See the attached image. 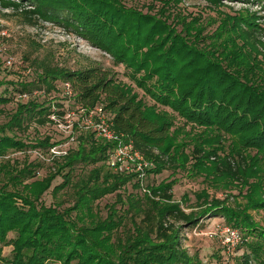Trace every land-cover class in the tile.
<instances>
[{
	"label": "trees",
	"instance_id": "1",
	"mask_svg": "<svg viewBox=\"0 0 264 264\" xmlns=\"http://www.w3.org/2000/svg\"><path fill=\"white\" fill-rule=\"evenodd\" d=\"M204 1L216 8L229 0ZM0 7L14 10L29 26L40 21L73 31L122 65L153 102L147 106L130 86L99 65L72 70L57 64L52 52L31 62L30 81L21 82L18 97L36 92L42 101L17 102L8 122L0 126V264H203L183 248L181 235L184 229L199 227V219L209 214L220 215L227 226L252 237L244 264L250 259L264 264V230L248 214L264 211V44L257 38L254 16L224 15L216 30L203 36L198 20L188 23L183 18L175 24L127 10L119 0H0ZM208 39L206 49L199 46ZM3 69L0 65V75ZM59 84L69 85V107L76 112L105 101L113 129L152 162L149 174L186 171L190 163L187 173L201 174L216 189L240 186L239 195L245 189L244 206L233 210L225 198L212 201L197 215L185 213L174 202L171 182L146 186L150 195L142 193L134 174L111 169L108 158L114 145L77 123L75 147L52 159L46 176L38 179L44 166L38 157L30 161L25 156L21 163L5 160L10 151L47 155L61 144L50 134L34 138L30 146L5 135L8 129L24 133L51 126V115L63 121L67 110L60 101L67 96L59 97ZM10 101L0 97V104ZM159 107L176 113L184 125L206 131L192 139L191 155L183 153L185 142L178 143L183 128L171 133L173 123ZM226 142L229 155L220 157ZM248 150L253 157L243 154ZM76 166L89 170L71 185ZM57 177L62 183L52 189L54 195L68 186L73 189L75 201L66 208L64 202L46 206L41 201ZM129 186L132 192H127ZM108 195H115V202L105 206L106 218L98 219L93 205ZM196 198L207 204L206 191ZM9 234L14 238L8 239ZM9 246L7 258L2 253Z\"/></svg>",
	"mask_w": 264,
	"mask_h": 264
},
{
	"label": "rangeland",
	"instance_id": "2",
	"mask_svg": "<svg viewBox=\"0 0 264 264\" xmlns=\"http://www.w3.org/2000/svg\"><path fill=\"white\" fill-rule=\"evenodd\" d=\"M168 0H119L122 7L127 10L140 11L142 13H148L155 15L160 19H168L172 23H177L178 20L185 18L186 22L198 20L197 25L202 27L203 36L211 35L219 25V21L228 15L230 17H255V24L258 26L257 38L264 44V3H243L236 1H222L221 6L216 8L211 7L204 0H180L177 5L175 3L166 4ZM169 3V2H168ZM180 30V27H177ZM195 32H192L194 35ZM225 38V36H224ZM208 39L204 43L200 41L201 47L209 43ZM216 43V42H215ZM206 49V48H204ZM47 52L54 54V60L60 66L76 70L78 68H87L92 65H99L105 69L113 72L117 81L123 85L130 86L133 89L139 99H141L147 106L153 105L151 99L146 96L140 89L136 88L133 82L129 79V73L124 69L122 65H115L112 58L104 51L91 45L87 40L79 37L76 33L68 30L62 26L53 25L48 22H40L36 26H29L23 18L15 13L12 9H2L0 7V65L4 70L0 75V97L11 98V101L6 104H0V126L7 123L9 118L15 112L17 102H26L29 98H38V93L32 92V97L29 95L26 98L18 97L20 91L21 82L30 81L31 62L35 58H42ZM219 53H216L218 55ZM10 62V65L7 64ZM4 66V67H3ZM60 91V98L65 95V89L62 85L57 86ZM53 95V94H52ZM42 101V98H38ZM61 104L67 113L64 117V122H59L55 118V115H51L50 118L54 121L51 126L40 128L38 130L30 128L27 132H21L19 130H6L5 135L15 140L22 142L26 146L29 142H33L34 138L38 136H44L50 134L54 141L61 142L60 150L67 151L70 148H74L75 145L71 142L69 136L70 128L66 126L67 116L75 117L76 109H70V100L61 99ZM105 104V101L101 102ZM56 110V109H52ZM161 112L168 114L169 119L172 121L173 126L170 130L177 131L183 128V134L178 136V143L185 142L186 146L183 153L191 155L193 150L192 139L198 135H204L206 132L203 128H198L192 125H184L183 120L176 114L171 112L168 108L159 107ZM72 122V121H71ZM188 134V137L187 135ZM72 137H76L73 133ZM206 138V136H202ZM230 142L225 143L224 151H219L218 156L225 157L229 155L228 146ZM28 148V147H27ZM205 148V147H204ZM206 149V148H205ZM244 155L254 156V152L251 150L245 151ZM25 156L28 160L32 161L37 156L34 151L25 149L24 151L15 153L9 152L5 160H18L21 163ZM214 158L211 157L210 161ZM239 161L238 158H236ZM51 160L44 161V166H41L38 170V179L46 176L50 171L53 164ZM235 163V161H234ZM51 164V166H50ZM264 166V162L262 161ZM187 170L190 167V163L186 166ZM89 169H82L79 166L75 167L71 185L78 182L81 178L86 176ZM186 171L177 170L172 172L171 170H165L158 175L147 174V179L144 182V186H159L161 184L173 183L172 196L174 202L178 203L180 208L189 213L193 211L195 214H200L206 206L213 204L212 201H222L227 198L226 206L233 210H237V207H243L245 204L242 195L245 194V189L241 195H239L238 188L240 186H234L232 189L226 188H214L213 184H208L200 176L201 174L187 173ZM62 183V179L57 177L52 183V186L48 192H46L41 201L46 206L51 204H57L64 202L62 208H66L75 201L73 195V189L68 186L67 188L60 190L56 195L52 192L55 186ZM202 191H206L208 200L204 205L202 201L197 202L196 196ZM127 192H132L130 186ZM140 195L141 192L137 190ZM115 202V195H108L99 200L93 205L94 211L98 212V219H105L107 210L105 206L113 204ZM119 208V207H117ZM214 214V213H213ZM252 222L257 228L264 230V211H248ZM225 221L220 215L209 214L199 219V227L192 230L184 229L181 235V244L185 248L189 255L197 254L203 264H244L245 256L250 254L248 246L254 242L252 237H248L246 233L240 231L245 238V243L239 245L233 252H228L222 245L219 237L211 236L210 234L217 227L225 226ZM128 228V226L126 227ZM237 230V229H235ZM238 231V230H237ZM121 232V231H119ZM14 238L13 234L8 235V239ZM12 248H3L2 255L9 258ZM249 264H255L252 259L249 260Z\"/></svg>",
	"mask_w": 264,
	"mask_h": 264
},
{
	"label": "built area",
	"instance_id": "3",
	"mask_svg": "<svg viewBox=\"0 0 264 264\" xmlns=\"http://www.w3.org/2000/svg\"><path fill=\"white\" fill-rule=\"evenodd\" d=\"M7 64L10 65V62H7ZM64 89L65 95L70 97L72 92L69 85H65ZM26 96L22 95L20 97L26 98ZM67 117L68 120L65 122L66 126L70 128L71 142L76 138L72 135L74 133L73 126L77 123L81 130L91 131L96 137L112 143L114 146L108 158L111 169L117 173L134 174L141 192L150 195L147 187L144 186V182L147 179V174L153 168L152 162L146 160L135 150L133 144L126 139L124 134L113 129L111 116L105 111L102 104H97L89 110H80L75 113V117L70 115ZM59 122H64V119ZM60 145L52 146L47 155L37 151L34 153L40 160L50 162V160L66 154V151L60 150ZM210 235L219 237L223 247L228 252H233L243 241L241 233L227 225L217 227L215 233L212 232Z\"/></svg>",
	"mask_w": 264,
	"mask_h": 264
}]
</instances>
